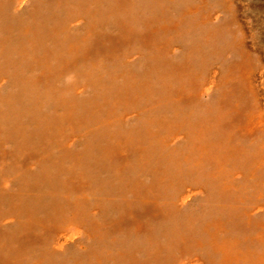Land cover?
I'll return each mask as SVG.
<instances>
[{
    "label": "rangeland",
    "instance_id": "rangeland-1",
    "mask_svg": "<svg viewBox=\"0 0 264 264\" xmlns=\"http://www.w3.org/2000/svg\"><path fill=\"white\" fill-rule=\"evenodd\" d=\"M180 1L0 0V264H243L227 243L257 245L235 233L257 194L224 217L222 101L200 86L241 58L206 44L231 42L209 37L230 19L217 0ZM237 4L264 94V0ZM157 21L187 32L150 46Z\"/></svg>",
    "mask_w": 264,
    "mask_h": 264
},
{
    "label": "bare ground",
    "instance_id": "bare-ground-1",
    "mask_svg": "<svg viewBox=\"0 0 264 264\" xmlns=\"http://www.w3.org/2000/svg\"><path fill=\"white\" fill-rule=\"evenodd\" d=\"M163 1L165 0H144L143 5L146 8L152 5L159 7L160 9L156 11L152 10L154 13L164 10L167 13L170 10L174 13L181 6L180 0ZM217 1L220 9L224 13L226 12L224 18L230 20L228 24L214 29L209 37L214 41L218 38L227 39V37H230L231 42L220 44L209 40L206 43L210 50L209 52L218 56L222 52L233 55L238 53L241 56L240 60L231 67L226 62L220 61L221 63H217L214 68H210L206 74L203 73L201 75L203 80L200 82L203 92L208 91L214 95L219 92L218 100L222 101V103L219 102L220 114L217 117V122L220 124L218 133L220 144L218 149L220 154H223V157H221L220 166L217 165L216 167L220 169L222 175L224 217H238L244 199L250 193L257 194L255 202L246 209L248 210V217L254 215L252 220L240 221L236 228L237 231H235V233L240 234L238 230H241V233L253 237V241L257 239V245L254 247L247 246V249L242 247L239 250L238 239H230L231 241L226 245L227 257L235 258L236 261H238L239 257L244 262L243 264H264V219L262 217L264 215V143L254 142V138L258 134L264 135V94L255 77L257 75L256 65L259 64L257 61L261 60L260 58L257 60V56L261 53L260 47H258L260 44L257 37L254 42L248 40V34L252 32L248 27V29L244 27L242 32L238 33L237 30L240 28L244 16L243 10L240 13L239 5L237 4L238 0ZM117 2L122 4L120 1ZM148 10L150 11L151 9L148 8ZM186 12L183 13L181 21L186 20L188 15L197 17V13H199L196 8L190 9L189 13ZM219 17L221 18L222 15ZM161 28L164 36L170 39L179 38L181 34L187 32V30L181 32L182 29L179 22L174 27L169 28L157 21L155 26L150 25L151 33H147V37L144 38L150 46V41L157 45L159 43L157 41L163 39ZM172 30H175V32L171 33ZM235 33H237L236 37ZM109 45L111 46V44ZM231 45L236 51L233 48H229ZM225 47L227 48L224 49ZM162 49L167 50L163 47ZM260 57H263V54ZM252 59L253 61H250ZM190 60L187 58L186 63L184 62L180 67L181 74H188L189 67L192 66L187 64ZM220 66L227 69L224 77L216 75ZM208 112L207 109L206 119L208 118ZM210 118L212 122L215 121L214 116L210 115ZM206 129L208 130L207 124ZM200 131L206 133L203 129H200ZM207 136V148L209 156H211L215 149L212 140L209 142V130L207 131ZM194 145L196 146L195 143ZM232 182L237 183L233 185Z\"/></svg>",
    "mask_w": 264,
    "mask_h": 264
}]
</instances>
